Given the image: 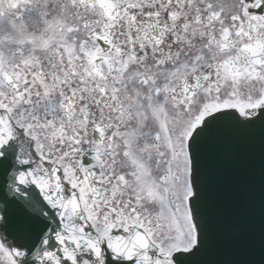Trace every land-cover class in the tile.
<instances>
[{
    "label": "snow or ice",
    "instance_id": "obj_1",
    "mask_svg": "<svg viewBox=\"0 0 264 264\" xmlns=\"http://www.w3.org/2000/svg\"><path fill=\"white\" fill-rule=\"evenodd\" d=\"M257 134L264 0H0V264H203Z\"/></svg>",
    "mask_w": 264,
    "mask_h": 264
},
{
    "label": "water",
    "instance_id": "obj_2",
    "mask_svg": "<svg viewBox=\"0 0 264 264\" xmlns=\"http://www.w3.org/2000/svg\"><path fill=\"white\" fill-rule=\"evenodd\" d=\"M217 213L203 264H264V141L259 134L214 161ZM240 231L233 233L231 225Z\"/></svg>",
    "mask_w": 264,
    "mask_h": 264
}]
</instances>
